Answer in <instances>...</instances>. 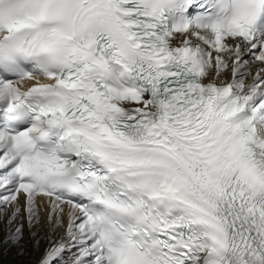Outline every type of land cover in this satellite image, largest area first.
Listing matches in <instances>:
<instances>
[{
    "label": "snow or ice",
    "instance_id": "obj_1",
    "mask_svg": "<svg viewBox=\"0 0 264 264\" xmlns=\"http://www.w3.org/2000/svg\"><path fill=\"white\" fill-rule=\"evenodd\" d=\"M0 221L37 264H264V0H0Z\"/></svg>",
    "mask_w": 264,
    "mask_h": 264
},
{
    "label": "bare ground",
    "instance_id": "obj_2",
    "mask_svg": "<svg viewBox=\"0 0 264 264\" xmlns=\"http://www.w3.org/2000/svg\"><path fill=\"white\" fill-rule=\"evenodd\" d=\"M7 236V224L4 221H0V264H7L11 260H14V262L16 261V264H37L44 253L45 247L47 245L46 241H42L41 244L37 247L31 239L26 238L25 251L23 254H21L18 250L17 245L11 242H5ZM2 253L5 256H2Z\"/></svg>",
    "mask_w": 264,
    "mask_h": 264
},
{
    "label": "rangeland",
    "instance_id": "obj_3",
    "mask_svg": "<svg viewBox=\"0 0 264 264\" xmlns=\"http://www.w3.org/2000/svg\"><path fill=\"white\" fill-rule=\"evenodd\" d=\"M9 243H10V242H9ZM3 255H4V254L2 253V256H3ZM4 256H5V255H4ZM13 256H14V255H13ZM14 257H15V256H14ZM20 260H21V259H20ZM8 263H9V264H16V261L14 262V260H11V261H9ZM8 263H7V264H8Z\"/></svg>",
    "mask_w": 264,
    "mask_h": 264
}]
</instances>
